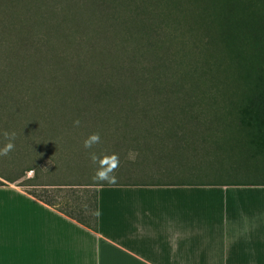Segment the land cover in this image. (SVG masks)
Returning a JSON list of instances; mask_svg holds the SVG:
<instances>
[{
    "label": "trees",
    "instance_id": "trees-1",
    "mask_svg": "<svg viewBox=\"0 0 264 264\" xmlns=\"http://www.w3.org/2000/svg\"><path fill=\"white\" fill-rule=\"evenodd\" d=\"M131 1L38 0L46 14L38 11L36 31L43 19L48 21L38 66L65 79V85L38 103L33 135L57 132L70 136L73 143L92 133L91 122L125 118L123 112L128 111L152 120L149 135L160 137L148 149V157H155L157 148L162 154L158 161L179 165L185 156L190 161L195 155L199 160L216 155L230 165L224 169L220 164L219 171L235 175L213 181L146 183L264 185V0H187V6L183 0ZM197 6L203 14H195ZM180 18L188 23L185 36L178 33ZM205 19L209 28L204 41L194 28L202 32ZM66 36L69 40L63 41ZM211 43L220 47V61L207 58L214 50ZM164 46L166 54L159 52ZM76 62L84 66L75 70ZM3 70L4 83L8 78L2 76ZM131 79H139L138 88L126 85ZM48 101L51 115L54 108L60 113L49 122ZM64 108L70 111V121L60 119ZM77 119L81 125L74 128L72 120ZM66 163L62 160L61 166ZM248 174L253 179H246ZM56 185L80 188V195L57 203L64 209H55L95 232V186L100 185L87 181Z\"/></svg>",
    "mask_w": 264,
    "mask_h": 264
},
{
    "label": "crops",
    "instance_id": "crops-1",
    "mask_svg": "<svg viewBox=\"0 0 264 264\" xmlns=\"http://www.w3.org/2000/svg\"><path fill=\"white\" fill-rule=\"evenodd\" d=\"M21 180L0 172V264H264V185L95 186L94 232Z\"/></svg>",
    "mask_w": 264,
    "mask_h": 264
},
{
    "label": "rangeland",
    "instance_id": "rangeland-1",
    "mask_svg": "<svg viewBox=\"0 0 264 264\" xmlns=\"http://www.w3.org/2000/svg\"><path fill=\"white\" fill-rule=\"evenodd\" d=\"M133 1L130 3H133ZM186 1H182L183 6L188 5ZM189 9L191 12L193 11L192 8ZM194 9L195 14H203L200 7L198 8L197 6ZM41 10L45 9L38 8V0H0L2 43L0 47V70L4 68L2 76L6 75L8 78L7 82L3 83L6 78L0 76V86L3 85L2 88H5V91L0 90V124H2L0 132L7 130L16 133L15 149L8 156L0 157V172H21L22 182L20 185L22 190L48 199L55 204L57 209H64V205L59 204L58 206L57 203L66 200L70 195H80V188L68 189L65 186H57L56 184L69 182L82 184L86 181L94 184L92 176L95 169L89 162L88 151L82 146L85 137H76L75 142L69 143V140H71L70 136L57 132L47 131L42 135H33L32 119L34 120L39 116L38 103L43 99L45 101V98L48 100L53 97L54 91L57 89L63 90L61 86L65 85V79L55 73L50 76L47 70L43 68L40 70L38 66V58H40L38 48L41 46V40L46 35L44 29L48 27V21L45 18L38 31H36L38 11L41 14ZM44 14H46V10ZM186 16H188V13H186ZM186 22L181 18L177 21L178 33L184 34V36L187 31L188 23ZM204 22L203 31L200 32V30L194 28V32H198L197 35H204L205 41L209 22L207 19ZM68 40L67 36L63 38V41ZM216 43L218 44V42ZM217 44H212L214 50L207 58L217 60L218 56L222 54L219 44ZM47 47V45L42 46L44 50ZM159 52L166 54V47L164 46L163 49L159 48ZM141 64H144V61H141ZM82 66H84L82 62H76L73 68L77 70ZM5 68L8 69V73ZM214 76H212L213 81L216 80ZM164 77L166 78L165 75ZM42 78L43 82L40 83L39 81ZM132 79L125 81L126 85L130 86V88H138L139 79ZM232 86L233 83L230 82L229 87ZM26 88L29 90L27 91ZM41 96L43 97L41 98ZM49 102H47L48 109L46 110L47 122L60 117V113L55 108L51 115ZM64 110V115L60 119L70 121L72 119L70 111L66 108ZM123 114L125 118L108 119L101 124H93L92 122L88 124L92 133L98 132L102 138V143L96 145L92 150L98 154L118 153L120 156V166L115 173L117 183L197 182L220 180L224 177L235 176L230 173L224 176L226 173L219 171L217 167L220 164L223 165L224 161L222 162L216 155L211 160L201 155H199L201 156L199 160L195 155V158L190 161L185 156L181 159L179 165L169 164L167 160L158 161L162 154L159 153L157 148L154 151L155 157H148V149L152 150L155 143H159L158 141L160 140L159 135H149L150 131L153 132V128L150 126L153 121L139 115L135 116L128 111L123 112ZM2 138L0 136V144L3 146L6 141ZM129 150H134L138 153L135 162L125 159ZM183 155L188 154L184 153ZM145 156L147 158H143ZM52 159H55L56 166ZM62 160L69 165L67 163L64 165V163L61 166ZM229 166L227 163L223 165V168L225 169ZM238 177L242 178L243 175L240 174ZM245 178L253 179V174H248ZM30 184L39 186L32 187Z\"/></svg>",
    "mask_w": 264,
    "mask_h": 264
},
{
    "label": "clouds",
    "instance_id": "clouds-1",
    "mask_svg": "<svg viewBox=\"0 0 264 264\" xmlns=\"http://www.w3.org/2000/svg\"><path fill=\"white\" fill-rule=\"evenodd\" d=\"M81 125L79 119L73 121V127L78 128ZM0 136L6 141L2 147H0V157L8 156L15 149L14 141L16 139V133L14 131L4 130L0 132ZM102 143V138L98 132L89 134L83 140V148L88 151V159L92 166H94V174L92 180L96 182L101 187L105 184L114 185L117 183V177L115 175L116 171L120 166V156L118 153H100L92 149L96 145ZM138 153L134 150H129L125 159L130 162H135Z\"/></svg>",
    "mask_w": 264,
    "mask_h": 264
}]
</instances>
